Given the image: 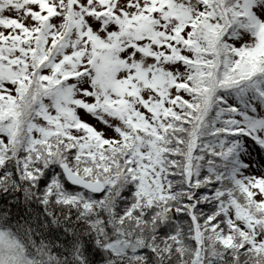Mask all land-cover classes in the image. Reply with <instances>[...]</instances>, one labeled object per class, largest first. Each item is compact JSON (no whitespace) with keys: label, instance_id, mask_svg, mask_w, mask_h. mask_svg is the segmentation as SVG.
<instances>
[{"label":"snow or ice","instance_id":"snow-or-ice-1","mask_svg":"<svg viewBox=\"0 0 264 264\" xmlns=\"http://www.w3.org/2000/svg\"><path fill=\"white\" fill-rule=\"evenodd\" d=\"M0 264H264V0H0Z\"/></svg>","mask_w":264,"mask_h":264}]
</instances>
